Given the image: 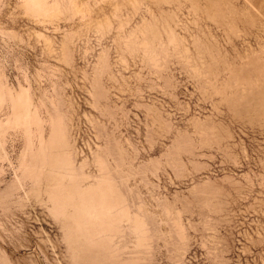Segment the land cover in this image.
Instances as JSON below:
<instances>
[{
  "label": "rangeland",
  "instance_id": "rangeland-1",
  "mask_svg": "<svg viewBox=\"0 0 264 264\" xmlns=\"http://www.w3.org/2000/svg\"><path fill=\"white\" fill-rule=\"evenodd\" d=\"M0 264H264V0H0Z\"/></svg>",
  "mask_w": 264,
  "mask_h": 264
}]
</instances>
